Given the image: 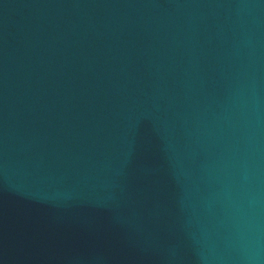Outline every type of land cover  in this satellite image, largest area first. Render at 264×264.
<instances>
[{
    "label": "water",
    "instance_id": "95a60500",
    "mask_svg": "<svg viewBox=\"0 0 264 264\" xmlns=\"http://www.w3.org/2000/svg\"><path fill=\"white\" fill-rule=\"evenodd\" d=\"M0 264H264V0H0Z\"/></svg>",
    "mask_w": 264,
    "mask_h": 264
}]
</instances>
